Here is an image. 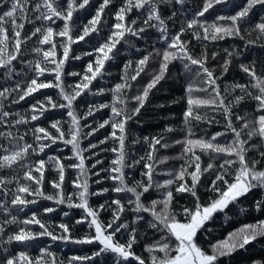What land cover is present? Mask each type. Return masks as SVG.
<instances>
[{"label": "trees", "instance_id": "1", "mask_svg": "<svg viewBox=\"0 0 264 264\" xmlns=\"http://www.w3.org/2000/svg\"><path fill=\"white\" fill-rule=\"evenodd\" d=\"M41 3L42 0H28L27 20H17V23H23L24 27L18 29L21 31L22 43L20 51L16 59L9 65L13 71L6 75L7 69L0 66V92L7 89L3 96H0V156L6 155L10 151H14L18 147H23L24 144H29L30 147L25 156L15 162L10 167H0V178H5L4 184L0 185V200L5 201L11 215L18 217V224H8L5 227L3 234H0V240H6L8 234L18 230V227H25L27 230L40 231L39 225H24L22 221L31 216L33 212L53 234L68 235L69 240H51L50 237H38L33 242L18 243L12 241L8 244L0 243V260L7 254L15 255L20 251L27 253L29 259L35 264L37 256H43L47 264H116L117 257L112 253H104L100 256H92V252L97 250L98 243L76 242L85 236L95 235V226L91 224L92 217L87 216L83 209L75 207L79 203V198L76 193L79 191L76 181L82 183L85 179L88 182L89 194L87 196L89 205L97 212V219L102 225L113 223V231L119 224L127 222L128 227L122 228L115 234V239L121 243H126L128 234L132 228H136V242L132 246V251L135 255L142 257L146 264H150L149 253L145 249V245L153 244L159 240L161 233L157 232L148 226V221L151 219L150 214L134 212V204H129V200H134L132 193L114 192L112 188L118 186L119 182L110 179L113 167V161L116 160L118 152L112 151L113 148L120 147L118 142L119 130H115L116 137L111 133L112 116L111 107L115 104L125 113L131 115L132 118L126 121L124 153L125 160L123 173L125 183L128 186H134L137 181L147 183V177L142 175L147 169L144 164L148 163L152 166V186L147 193H143L141 200L147 206L152 199L162 200L166 191L173 192V202L171 207L173 210L181 206H193L194 198L188 193H176V188L182 182L191 183V177L185 176L182 181L177 173L183 167L186 171L194 169L195 161L192 159V154L183 152V141L185 138L191 139H210L215 132H221L223 135L216 137L215 143L227 144L233 140V133L227 130L225 125L227 120L223 112V108L217 105L194 106L193 117H190V124L185 125L183 112L187 110V97L189 93L186 91L189 84H192L191 95L194 98H210L215 94L211 91H201L204 87L203 73L197 76L199 69L198 65H192L187 60L175 59L169 62L167 71L153 88L149 90L148 96L145 98L140 111L132 115V109L137 105V101L131 97L140 95L143 92L144 86L148 84L152 76L159 71V63L162 59V53L165 48H168L171 39L179 33V39L184 43L188 53L194 58H202L204 52L206 56V66L214 72L216 84L220 97L217 98V103L220 98H223L225 105L229 107L234 127H237L242 135L241 139L248 140L247 132L251 130L253 121L264 114V110L256 109V102L251 97L245 95L239 88H235L236 84H243L247 87V91L256 93L258 90L253 88L255 83L252 78L245 73L240 65L244 64L249 68H254L257 76H264V34L255 30L254 25L260 22L261 16L264 15V10L260 6H256L249 14L246 21L240 24L241 34L233 36H224L223 39H205L203 29L194 25L192 28L187 27V21L193 18V12L196 4L202 3V0H184L183 4H177L176 0H156L157 7L161 17L165 21L167 33L165 40L159 38L160 31L158 28H152L144 25L143 21L147 16L146 10H136L128 12L125 18V23L130 24L132 19H136V24L133 28H144L142 35L136 36L131 33H125V37L117 43L116 47L110 53V58L105 60L100 74L89 83L87 89H84L80 95L73 101V111L79 117L78 125L80 128L79 147L82 149L81 154L85 157L86 175H81L77 168L68 167L69 164H77L79 161L72 153V146L65 144L63 140L57 139L55 143L48 140L44 133L37 132V128H44L46 132L52 135H58L56 130L52 128V121H58L60 129L65 134V139H69V128L71 126V118L67 115V109L61 107H51L46 97H51L53 103L67 102L59 95V89L55 87H47L38 89L24 99H19L23 94L22 90L26 89L28 82L32 78H37L38 81L45 82L51 80L54 84L55 74L45 72L39 77H36L34 67L35 61L40 60L41 65H45L43 52L47 51L51 44H40L39 39L41 34L31 35L35 27L51 26L55 31H59L62 26V21L53 18V23L37 20L35 17L38 13L33 11V5ZM101 0H90V5H86L84 9H77L73 13V30L72 34H78V30L83 24L94 14L95 8ZM135 0H133V3ZM245 0H226L224 4L214 5L212 9L204 14L202 18L205 22L211 23L217 15H231L241 6ZM66 7V0H62ZM123 4V0H111V3L102 13L101 22L98 25L100 31L98 33H90L84 40L75 41L70 46L68 58L65 60L63 71L61 73V83L65 91H72L76 85L83 81L85 75H90L87 71V65L92 62L95 66L97 54L93 51L95 46H98L102 40L101 37H106L111 30V25L116 23L115 11ZM6 10L5 3H0V12ZM43 10V8L41 9ZM175 13V15H173ZM200 20V17H196ZM152 24H158L157 21H151ZM217 23H225L228 21H218ZM185 30L180 32L181 28ZM5 28L9 34V50H11L14 40L12 39V25L6 23ZM199 32L196 36L194 33ZM28 35L30 39L23 40V36ZM66 38L53 36V43L57 45V59L63 58V50L60 44ZM249 41H254L249 43ZM39 47L41 52H33L32 49ZM155 49V51H154ZM177 51V49H169ZM114 53V54H113ZM151 53L147 63L142 66L143 71L132 80L131 76L135 75L137 68L136 62L144 55ZM159 53V55L157 54ZM216 55L213 56L212 54ZM177 55L180 53L177 51ZM51 59V58H49ZM229 60L228 71L223 72L224 61ZM130 62L125 68V64ZM184 63H189V70L184 68ZM50 66V65H49ZM74 73V75H68ZM123 77V79H122ZM117 83L129 85L115 95L117 100H113L115 85ZM19 84L20 87L16 88ZM98 89H104L103 92ZM227 89V91L225 90ZM240 95L244 99L239 103L234 101V97ZM123 100L124 103H119ZM39 102V103H37ZM104 104L106 107H99ZM33 105H36L33 108ZM89 106H93L94 110L90 115H85L89 112ZM44 111L41 114L40 108ZM3 112H8L9 116L2 117ZM199 113L202 119L196 120L195 114ZM35 115L36 119L31 117ZM239 115L249 121L247 129L240 128L242 121H237L235 117ZM110 120L109 124L100 127L104 120ZM13 121H17L13 123ZM166 122V123H165ZM171 128L172 131H166V128ZM191 128V135L188 134V128ZM95 129V131H93ZM8 133H11L9 136ZM89 133H91L89 135ZM40 136L41 140L36 137ZM22 137V139H21ZM107 137V139H105ZM148 137L147 140L144 138ZM155 137L159 143L152 144V138ZM135 141V142H133ZM180 141V143H175ZM45 143L48 147L43 151H39V145ZM249 145H256L254 148H249L246 153V158L260 159L259 153L264 151V140L259 136H253L248 140ZM93 145L94 147H89ZM167 145V147H165ZM247 147V145H246ZM35 149V150H34ZM196 155L200 156L201 167H206L209 160L215 165H218L225 154H213L196 149ZM151 153V159L148 154ZM52 157L53 159H49ZM55 157L60 158V163L64 167V180L61 182V188L55 189L50 183L53 180L59 182V170L54 166ZM214 157V159H213ZM235 159V157H231ZM43 159L45 161L43 180L40 185L44 196H33L31 193H21L25 199L35 201L23 207V211H17L16 207L11 205V199L16 194V188L19 184H26L32 191H35V181H29L23 176V172L31 170L34 176L39 177V173L35 171L37 161ZM133 161H137L133 163ZM258 169L260 164L256 166ZM219 171V168L216 169ZM234 172V168L230 169ZM211 173V170H210ZM202 173L200 183L197 185V193L202 204L209 202V197H215L217 194L209 190L211 180L214 174ZM164 180H172L173 183L163 186ZM11 181V182H9ZM160 184L162 187L157 188ZM101 189H108L106 192ZM138 191L141 189L138 188ZM7 192V195H5ZM57 193L65 198V202L57 204L55 200H48L45 197L48 195L55 196ZM71 193V204L69 206L68 194ZM119 199L123 205V211L119 212V219L113 222L112 214L117 209V205L113 201ZM264 200V190L253 188L249 193L239 197L236 202L229 203L223 211L215 212L204 224L201 230H198L196 242L202 246L205 251L210 252L209 245L218 240L227 238L229 232H234L244 224H255L259 220H264V209H257L255 202ZM100 205L104 207L101 208ZM45 207L52 208L53 211L45 213ZM160 205L157 206L159 209ZM66 213V215H65ZM140 215L143 217L140 221L134 222V217ZM183 213L180 214L182 217ZM9 218V215L0 207V225ZM79 221V223L77 222ZM63 223L69 228L68 233H64L59 225ZM8 252H4V248ZM41 247L48 248L51 256L40 253ZM157 255H162L156 250ZM87 256V260H77L74 257ZM253 261L264 262V235H258L253 240L249 241L243 248H237L226 256L218 258V264H252ZM121 264H138V261L126 262L120 258ZM18 264L22 262L18 261Z\"/></svg>", "mask_w": 264, "mask_h": 264}, {"label": "snow or ice", "instance_id": "2", "mask_svg": "<svg viewBox=\"0 0 264 264\" xmlns=\"http://www.w3.org/2000/svg\"><path fill=\"white\" fill-rule=\"evenodd\" d=\"M171 2V0H169ZM226 0H202V3H197L195 10L193 12V18L187 21V27L192 28L194 25L203 29L204 38L223 39L224 36H233L240 35L241 28L240 24L242 21H246L249 18L250 12L256 7L260 6L264 10V0H245V2L238 7L231 15H217L215 20L211 23L205 22L202 18L204 14L208 12L209 9H212L214 5L224 4ZM0 3H5V8L3 12H0V66H3L7 69L6 75L13 71L9 67L11 62L16 59L17 54L20 51V46L22 43L21 31L24 27L23 23H17V20H27L28 17L26 13L28 11V0H0ZM111 3V0H101L99 5L95 8L94 14L91 15V18L87 21L86 24H83L82 28L78 30V34L73 36V13L77 9H84L86 5H90V0H66V7L63 5L62 0H42L41 3H36L33 5V11L38 13L35 17L40 21H47L50 24L53 23V18L60 19L62 21V26L59 28V31H55L51 26H42L35 27L31 35H36L40 33V44H51V47L43 52V58L45 65H41L40 60L35 61L34 71L36 77L41 76L45 72H51L55 74V83L53 84L51 80L45 82L43 80L38 81L37 78H32L26 89H23V94L19 99H24V97L29 96L31 93L36 92L38 89H43L47 87H55L59 89V95L67 103H53L51 97H46V100L51 107H61L66 108L67 115L71 118V126L68 131L69 139H65L64 132L59 127L58 121H52V128L56 130L58 135H52L49 132H46L44 128H37V132L44 133L45 137L48 140H51L52 143H55L57 139L63 140L65 144L72 146L71 150L76 159L79 161L77 164H69L68 167L77 168L80 170L81 175H86L85 169V157L81 154L82 149L79 147V135L80 128L78 125L79 117L73 111V101L80 95L84 89H87L89 83L101 73L105 60L110 58V53L116 47L117 43L120 42L122 38L125 37V33H131L132 35H142L144 33V28L139 29L133 28L132 25L136 24V19H132L130 24L125 23V18L128 12L132 11L133 8L136 10H146L147 16L144 19V25L152 28H158L160 31L159 38L165 40L167 29L165 28V21L161 17L160 11L157 7L156 0H123V4L115 11L114 15L116 18V23L111 25V30L106 37H101L102 42L93 48V51L97 54L95 66L92 62H89L87 65V71L90 75H85L83 81L76 85L75 89L72 91H65V88L61 83V73L63 71V66L65 60L69 56L70 46L75 41L84 40L86 36L90 33H98L100 31L98 25L101 22L102 13L105 12L106 7ZM177 4H183L184 0H176ZM43 8V10H41ZM175 15V13H173ZM196 17H200L198 20ZM157 21L158 24H152L151 21ZM218 21H228L225 23H217ZM6 23H11L12 25V39L14 43L12 44L11 50H9V34L5 28ZM255 30H258L259 33L264 34V15L261 16L260 22L254 25ZM185 29L182 27L180 32H183ZM194 35L199 36L200 33L196 32ZM53 36H59L61 38H66L64 42L60 44V47L63 50V58L57 59V45L53 43ZM30 39V36H23V40ZM167 43V40H165ZM254 41H249L253 43ZM169 49H177L180 55H177V51H171ZM33 52L39 53L42 51L41 48L36 47L32 49ZM155 51V49H154ZM114 54V53H113ZM159 55V53H157ZM151 53L144 55L141 59L136 62L137 71L135 75L131 76L132 80H136V77L143 71V67L149 60ZM213 56L216 54L213 53ZM207 53L202 54V58H194L191 56L187 49L179 39V33L172 37L171 43H169L168 48H165L162 53V59L159 63V71L156 72L148 84L144 86L143 92L140 95L132 96L131 98L137 101V105L131 110L132 115H135L140 111V107L143 106L145 98L148 96L149 90L153 88L162 78L167 71L168 64L170 61L175 59L187 60L192 65H198L199 69L197 71V76L203 73V84L204 87L201 91H211L215 95L210 98H194L191 95L192 84H189L186 91L189 93L187 97V110L183 112L184 123L185 125L190 124V117H193V107L194 106H208V105H217L218 107L223 108L225 119L227 124L225 125L227 130H230L233 135V140L227 144L215 143L216 137L223 135L221 132H215L212 134L210 139H191L185 138L183 141V152L185 154L191 153L192 159L195 161L194 169L192 171H186L183 167L177 173V176L183 181L184 177L190 176L191 183L182 182L176 188V193H188L191 197L194 198L193 206H181L175 210L172 209L171 204L173 202V192L166 191L164 193L162 200L152 199L149 204L146 206L141 197L143 193H147L149 188L152 186V166L148 163L144 164V168L147 169L146 172L142 175L147 177V183H141L137 181L134 186H128L125 183L124 173L122 171L125 160L124 153V141H125V126L126 121L132 118L131 115L125 113L121 108H118L115 104L111 107L112 116L111 128L113 132L111 135L113 137L117 136L115 130H119L118 142L120 147L118 149L113 148L112 151L118 152V156L115 161H113V167L111 169L114 175H111L110 179L118 181V186L112 188V191L120 192H129L132 193L135 197L134 200H129V204H134V212H144L148 213L151 216V219L148 221V226L152 229H155L157 232L161 233L159 240H156L153 244L145 245V249L149 253L150 264H218V258L221 256H226L236 250L237 248H243L249 241L253 240L258 235H264V220H259L255 224H244L239 229H236L234 232H229L227 238L223 240H218L215 243H211L209 247L211 251H205L202 246L196 242V237L198 235V230H201V226L204 224L209 217L217 211H223L229 203H234L239 197H242L244 194L249 193L253 188H259L264 190V151L259 153L260 159H247L246 153L249 148H254L256 145H249L248 140H251L253 136H259L264 140V114L259 115L255 121H253V126L251 130L247 132L248 140L241 139V131L234 127L232 120L229 118L231 116L230 109L225 105L223 98L219 99L217 103V98L220 97V92L218 91V85L216 84V77L214 72L210 70L205 63ZM51 58V59H49ZM189 63H184V68L189 70ZM130 62L125 64V68L129 66ZM229 60L224 61V66L222 69L223 72L228 71ZM50 65V66H49ZM241 69L247 73L255 83L252 85L253 88L257 89L256 93L247 91V87L243 84H236L234 87L239 88L245 95L251 97L256 102L257 110H264V76H257L254 68H249L248 66L241 64ZM68 75H74V73H68ZM123 79V77H122ZM20 85L17 84L16 88H19ZM129 87V85L117 83L115 89L113 90L114 96L113 100H117L118 97L115 95L119 90ZM227 91V89H225ZM98 91L103 92L104 89H98ZM4 92H7V89H4L3 92H0V96L4 95ZM244 97L237 95L234 97V101L239 103L243 100ZM39 103V102H37ZM119 103L123 104V100H119ZM36 105H33L35 108ZM99 107L103 108L106 105L101 104ZM94 110L93 106H89V112L85 115H90ZM44 108H40V113L42 114ZM9 116L8 112H3L2 117ZM196 120L202 119L199 113L195 114L194 117ZM31 119L35 120L36 116L33 115ZM237 121H242L240 128L247 129L249 127V121L244 117L237 115L235 117ZM110 120L106 119L103 121V124L100 127H103L106 124L110 123ZM17 121H13L16 123ZM95 131V129H93ZM166 131H172V129L166 128ZM91 133H89L90 135ZM188 134L191 135V128H188ZM10 136L11 133H8ZM22 139V137H21ZM36 139L41 140L40 136H37ZM107 139V137H105ZM145 140L148 137L144 138ZM135 142V141H133ZM152 144L159 143L155 137L152 138ZM175 143H180V141H175ZM247 145V147H246ZM32 147L29 144H24L23 147H18L14 151L8 152L6 155L0 156V167H10L15 162L21 160L28 149ZM48 147L47 144L42 143L39 145V151H43L44 148ZM89 147H94L89 145ZM167 147V145H165ZM196 149L209 153L210 156L213 154H225L222 161L215 165L212 162V159L209 160L206 167H201L200 156L196 155ZM35 150V149H34ZM149 159H151V153L148 154ZM235 157V159L231 158ZM49 159H53L49 157ZM214 159V157H213ZM54 166L59 170V182L56 180L51 181L55 189L61 188V182L64 180V165L60 163V158L55 157ZM137 161H133L136 163ZM37 167L35 171L39 173V177L34 176L31 170L23 172V176L29 181H35L37 186L35 191H32L28 185L19 184L16 188V194L13 195L11 199V205L15 206L17 211H23L22 206H26L29 203H34L35 201H29L25 199L21 193H31L33 196H44L43 191H41L40 185L43 180L44 175V166L45 161L43 159L38 160ZM260 164L261 167L258 169L256 166ZM219 168V171L216 169ZM234 168V172L230 169ZM211 170V173H210ZM202 173L214 174V178L211 180L209 190L215 194V197H209V202L207 204H202L200 202L199 195L197 193V185L200 183ZM5 178H0V185L4 184ZM11 182V181H9ZM76 184L79 191L76 193V196L79 198V203L75 204V207L83 209L87 216L92 217L91 224L95 226V235L85 236L76 242H88L92 241L98 242L97 250L92 252V256H100L104 253H112L117 257L116 264H121L120 258H123L124 261H127L129 257H134L138 264H146L145 260L135 255L132 251V246L136 242V228L131 229V233L128 234V239L126 243H121L115 239V234L120 231V229H126L128 227L127 222L119 224L113 231H107L106 229H112L113 223L109 222L107 225H102L97 219V212L89 205L87 196L89 194H95L89 192L88 182L85 179L82 183L79 181V177L76 181L73 182ZM172 180H164L163 186L172 184ZM157 188L162 187V185L157 184ZM138 188L141 191H138ZM100 191L106 192L108 189H101ZM7 195V192H5ZM72 194H68L69 206L71 204ZM48 200H55L57 204L65 202V198L57 193L55 196L48 195L45 197ZM118 207L113 212V222L118 220L119 212L123 211V205L119 199L113 201ZM160 205L159 209L157 206ZM0 207L3 208V211L9 215V218L3 222V225H0V234H3L5 227L8 224H18V217L16 215H11L9 212L8 206L5 204V201L0 200ZM103 208V205H100ZM255 207L259 209H264V200L256 201ZM45 213L52 212L53 209L45 207L43 209ZM183 213L182 217L180 214ZM66 215V213H65ZM143 217L136 215L134 217L135 221L142 220ZM79 223V221H77ZM22 223L24 225H39L40 231L27 230L25 227H18V230L8 234L6 240H0V243L8 244L12 241L18 243L24 242H33L38 237H50L51 240H69L68 235L57 236L53 234L48 227L37 218V214L33 212L31 216L25 218ZM59 227L63 230L64 233L69 232V228L66 224L61 223ZM156 250L159 251L162 255H157ZM40 253L51 256L52 254L48 251V248L41 247L39 249ZM4 252L7 253L8 249L5 247ZM73 259L77 260H87L89 257H74ZM33 264V261L29 259L28 255L24 251H20L15 255L7 254L0 264ZM35 264H47L43 256H37L35 258ZM52 264H55V261H52ZM71 264V261H69ZM252 264H258L257 261H253ZM264 264V262H260Z\"/></svg>", "mask_w": 264, "mask_h": 264}, {"label": "water", "instance_id": "3", "mask_svg": "<svg viewBox=\"0 0 264 264\" xmlns=\"http://www.w3.org/2000/svg\"><path fill=\"white\" fill-rule=\"evenodd\" d=\"M94 243H98L96 241H93ZM123 259V258H122ZM130 261H135L134 257H129L128 260L126 262H130Z\"/></svg>", "mask_w": 264, "mask_h": 264}, {"label": "rangeland", "instance_id": "4", "mask_svg": "<svg viewBox=\"0 0 264 264\" xmlns=\"http://www.w3.org/2000/svg\"><path fill=\"white\" fill-rule=\"evenodd\" d=\"M214 213H215V212H214ZM214 213H213V214H214ZM213 214H212V215H213ZM212 215H211V216H212ZM211 216H210V217H211ZM210 217H209V218H210ZM206 221H207V220H206ZM130 262H132V261H130Z\"/></svg>", "mask_w": 264, "mask_h": 264}, {"label": "bare ground", "instance_id": "5", "mask_svg": "<svg viewBox=\"0 0 264 264\" xmlns=\"http://www.w3.org/2000/svg\"><path fill=\"white\" fill-rule=\"evenodd\" d=\"M166 123V122H165Z\"/></svg>", "mask_w": 264, "mask_h": 264}]
</instances>
